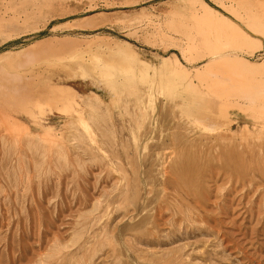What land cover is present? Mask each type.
I'll use <instances>...</instances> for the list:
<instances>
[{"label":"rangeland","instance_id":"obj_1","mask_svg":"<svg viewBox=\"0 0 264 264\" xmlns=\"http://www.w3.org/2000/svg\"><path fill=\"white\" fill-rule=\"evenodd\" d=\"M191 1L0 0V61L13 70L31 56H67L68 48L98 55L99 63L110 54L113 74L119 62L125 68L117 83L71 61L44 68L48 88H72L83 100L86 125L73 112L33 118L7 108L18 129L0 116V264H264V34L205 0L251 35L248 44L221 45L253 73L214 69L262 94L254 102L228 88L235 90L228 101L247 108H229L234 121L217 130L188 112L191 92L172 71L178 60L193 73L211 57L200 39L188 48L186 34L202 29L190 16L200 5ZM177 14L188 15V26ZM55 37L89 41L78 49L51 40L46 52L41 41ZM123 42L134 54L122 53ZM29 46L32 55L17 56ZM116 51L123 55L115 61L126 62H113ZM29 68L25 76L39 69Z\"/></svg>","mask_w":264,"mask_h":264},{"label":"bare ground","instance_id":"obj_2","mask_svg":"<svg viewBox=\"0 0 264 264\" xmlns=\"http://www.w3.org/2000/svg\"><path fill=\"white\" fill-rule=\"evenodd\" d=\"M218 1L222 5V6L221 5L220 6L224 9H226L227 11H229L230 14H232L233 16H238L241 20L243 19L244 22L246 20V22H247L246 26H249V28H251L254 31V33H256V34L260 33L262 35L264 34V0H237L236 1L237 3H235L232 0L231 1H229V0H218ZM12 3L13 2H11V4ZM192 3H194L195 5H197V4L200 5L199 8L192 9L190 16H191V19L199 20V23H197V24H199L200 29L201 28L202 29L201 30L197 29V30H199V33H196L198 35L192 34V33L186 34L188 36V40L190 41V43H189L190 46L188 48H195L198 46L200 47V45H198L195 42L196 40L198 41V39H200V41H202L204 43L203 44L204 47H206L207 51L211 54V57L209 58L208 62L203 64V66L196 68L193 73H191V71L189 72V71L185 70L186 68L183 69L184 67H181L180 63H178L179 62L178 60L176 62V68H173L172 71L175 72V75L177 76L178 80L180 79V82L184 81L183 82L184 86H186V88L189 89V91L191 92L190 98L192 99V102H191L192 104H191L190 109H189L190 111H188V112H190V114H192V116L195 115L194 117H198L197 119H199V120L201 118L204 121V123L206 122V124L208 123V125H213V127L216 126V129L218 127L225 129L228 126H231L232 122L234 121L231 119V112H230L229 108H236V106H237L238 108L241 109V108L246 107L245 105L242 106V105H239V103L235 104L232 101H228V100H230L229 99V91L230 90L228 88L233 87L236 89V91L237 90L240 91L242 89L243 92H245L244 94H247V95H245V97L248 100L250 99L251 101L258 99L260 97L259 95H262V94H259V90L257 91L258 87L257 88L254 87L253 85H251L250 82H249L250 85H246L245 83L243 84L242 82H240L241 79L239 81H237V77L235 78L236 80L234 81L233 79H231V78H233V76H231V77L225 76L221 73L222 69H218V71H216L217 69L215 70L214 68H216V67L222 68L224 66H228L233 71H237V69L243 67L240 70H242V71H243V69H244V71L246 70L244 72V74L247 71H249V74L251 72L253 73L254 65H252V70H251V66L247 65L248 62L246 63L245 61H242L243 59L242 60L239 59V57L235 54H228V53L226 54L225 52H226L227 46L225 45L226 46V48H225L224 46L221 45L223 40H226V43H228L229 46L230 45H232V46L236 45L237 42H235V41L233 42V40H237V39H240V41L243 40L242 42H244V41L247 42V38L249 37V40H250L251 35H249V33H247L246 31H244L239 26V24H236L227 15L223 14L221 11H219L218 9H216L213 6H211L210 4H208L205 0H194V1H191L190 5ZM194 4L192 7L195 6ZM178 12H181V11L179 10ZM189 12H190V10H189ZM184 15H186V14H177L176 15L179 18L178 25L180 27L188 26V24L185 22L186 20L184 21L186 24H182V21L184 19L188 18V15H186V16H184ZM178 18H177V20H178ZM200 20L203 23H205V25L200 23ZM203 26H206V28L204 29ZM0 28H3L1 22H0ZM211 30L212 31L214 30V32H216V35H217V38L215 37V39H217L216 42L212 41L214 39L215 33H211ZM212 37H213V39H212ZM53 40H56V42L59 41V43L62 42V44H60V46L61 45L66 46V45H63L64 42H65L64 44H69V46H70V43H73V44H71L72 46L74 45V43L75 44L79 43V45L80 44L82 45L84 43L83 41H85V40L82 41L81 39H76V38H72V37H59V38L55 37L54 39H47L45 41H41V40L40 41H41V43L48 44V45L43 44L44 45L43 47L44 48L46 47L47 49H49V47H47V46H49L50 43L53 42ZM192 40H193V43L195 42L196 45L192 43ZM88 41H85V42H88ZM46 42H50V43H46ZM67 42H69V43H67ZM242 42H240V43H242ZM238 43H239V41H238ZM124 44H126L125 45L126 50H124V52H122V53L124 54L125 51H127L126 52L127 54H128V52H131L132 54H134L132 52L134 50L131 49L130 45H128L127 43H124ZM244 44H248V43L244 42ZM249 44H251V43H249ZM35 45L36 44H34L33 46H35ZM37 45H36V47H38V48L41 47L40 45L39 46H37ZM51 45H53V44H51ZM51 45H50V47H51ZM79 45H77L78 49L80 48ZM107 45H109V43ZM77 46H76V48H77ZM66 47H64V48H66ZM74 47H71V48H74ZM106 47H108V46H106ZM123 47H124V45H123ZM223 47H224V49H223ZM31 48L32 47L29 46V48L21 50L17 56H21L23 54L24 56H21V57H27L28 51L32 55L33 52L30 51ZM46 48H45V50H47ZM51 48H50V50H52ZM53 48L55 49L56 46ZM60 48L62 50L63 47H60ZM60 48L58 51H60ZM66 49H63V51L64 50L66 51ZM75 50H77V49H75ZM224 50H225V52H224ZM107 51H108V49H107ZM46 52H49V50H47ZM66 52L69 53V48ZM66 52H64V54ZM75 52L73 53V51H72V53H69V55H68V53H66L67 56L63 55V54H59L60 52H57V51H54L52 53H48L45 56L40 57V58L37 56H33V57L31 56L29 58H26L23 63H19L17 66H15L16 68L18 67L16 70H13L12 69L13 67L12 68L9 67V65H11V64H9L8 61H6V62L9 65L4 60H2L3 62L0 61V64L2 63L1 65H3V63H6V65H7L4 67L1 66L2 68H4V69H5V67L11 68V69H9L10 71H8V69L1 70L2 68L0 67L1 68L0 69V116L5 119L4 121H6L5 122L6 124L10 125L13 129H18V127H20L19 123H18V125H19L18 126L17 123H15V121L12 120V117L10 118V116L8 115V112L6 111V109L10 108L11 110H14V111L26 113L33 118L38 117V114L44 115V114H46L47 111L52 112V113L53 112L59 113V114H61V113L71 114L73 112L75 114L74 116L79 117L82 124L86 125V122H85L86 119L80 117V116H82V114L84 113V110H85L84 105L81 103V101L83 102V100H81V101L79 100V98L75 95V93L71 91L72 88L70 90H67L68 88L64 89L63 86H62V88H58V87L48 88L49 86L47 87V84H46L44 77H43V72H45L44 68H58V67L67 66V65H65L66 61H71L72 63L78 64L82 68L87 66L88 68L87 67L86 68L89 71L87 70L86 72H89L88 74H90V75L94 74V75L100 76V77H102V80H104V82L105 81L109 82V80H112V79H114L116 81V78L120 74L118 73L119 70H117V71L115 70L117 72V74H115V72L113 74L109 70V66H111V64L109 65V60H111L112 57L109 60H106V59H107V57H109L110 54L106 58H102V59H104V61L103 60L101 61V58H100V61L102 63H99V61H98L99 56L98 55L93 56L94 55L93 53L87 54L89 51L87 53H85V52H76L75 53ZM24 53H27V54H24ZM111 53H112V50H111ZM122 53L120 54V53H117V51H116V53H114V54H117V55H114L115 57L113 56V58H115L113 60V62L116 60V56L123 55ZM95 54H97V53H95ZM127 54H124V55L127 57ZM129 55H128V57H129ZM3 56L9 57V56H14V54H12L11 52H7L6 55H3ZM131 57H133V56H131ZM21 59H23V58H21ZM122 59H124V58H122ZM122 59L120 57L118 58V60H122ZM6 60H8V58ZM11 60H12V58H11ZM15 60H16V57H14L13 61H15ZM18 60H20L19 57H17L16 61H18ZM118 60L115 61V63H117ZM125 60L126 59H124V61ZM9 61H10V59H9ZM13 61H11V63H14ZM46 62H47V65H43ZM120 63L121 62H119V64ZM138 63L141 64L140 62H138ZM119 64L116 65V67L120 68L121 71H123L125 68L123 69L121 67V65H119ZM123 64H126V63H123ZM170 64H171V61H169V60L166 62L164 61V65L168 66ZM126 65L129 66V64H126ZM32 66L33 67L35 66V68H32V69H36V68H39V69L36 72H31L30 76H25V74H23L22 71H25V70H27V68L32 67ZM147 66L149 68V65H146V67ZM249 66H250V68H249ZM19 67L24 68V70L19 69ZM113 67H114V65H113ZM129 67L132 68V66H129ZM131 68H130V71H131ZM148 68L146 70H148ZM165 68H167V69L169 68V71L166 69L168 71V73L171 71L169 66L165 67ZM110 69H112V68H110ZM162 69H164V67L163 68L161 67V70ZM79 70H80V68H79ZM127 70H129V69H127ZM127 70H125V71H127ZM132 70H133L132 73H134V69H132ZM121 71H119V72H121ZM256 71L257 70H255V72ZM128 73H130V72H128ZM142 73H143V71H142ZM236 76H237V74H236ZM193 77H197L199 79L198 83H196L192 79ZM46 81H49V80H46ZM115 83H117V81ZM113 85H115V84H113ZM113 85H111V86H113ZM181 85H182V83H181ZM45 87H46V89H42ZM115 88H116V85H115ZM230 92H235V90L232 91V89H231ZM261 92H263V88H262ZM237 94H239V93H237ZM96 96L97 95L95 94L94 97L96 98ZM232 96L230 98H232V99L235 98ZM245 97L243 95L242 98H245ZM88 98H89V96H88ZM86 100H88V99H86ZM263 100H264V98H263ZM263 100L261 99L260 104L263 103V105H264ZM92 102H93L92 100L91 101L88 100L84 104H86L88 107H91V109H92L94 107ZM254 102H256V101H254ZM258 102H257V104H258ZM102 104H104V103L102 102ZM249 104H251V103L249 102ZM252 104H254V103H252ZM252 104H251V106H253V108L255 109L256 105L255 104L252 105ZM101 107H102V105H101ZM261 107H263V106L259 107V104H258V107H257L258 110ZM97 111H99V110H97ZM261 112H263V109L261 110ZM92 114L93 113H91V115ZM90 119H92V118H90ZM75 122H76V124L73 125V126H75L74 129H76V125H77V123H79L77 121H75ZM82 124H81V126H82ZM21 125H22V123H21ZM69 125H71V124H69ZM21 127H23V126H21ZM87 127H89V126H87ZM210 127L212 128V126H210ZM205 129H207V127H205ZM28 135H30V134H28ZM49 135H50V132H49ZM76 135H78V134H76ZM33 137H34V135H33ZM107 234H108V232H107Z\"/></svg>","mask_w":264,"mask_h":264}]
</instances>
